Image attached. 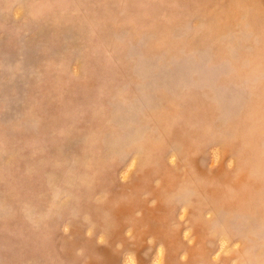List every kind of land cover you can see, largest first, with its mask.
Listing matches in <instances>:
<instances>
[{"label": "rangeland", "instance_id": "374dc122", "mask_svg": "<svg viewBox=\"0 0 264 264\" xmlns=\"http://www.w3.org/2000/svg\"><path fill=\"white\" fill-rule=\"evenodd\" d=\"M0 264H264V0H0Z\"/></svg>", "mask_w": 264, "mask_h": 264}]
</instances>
